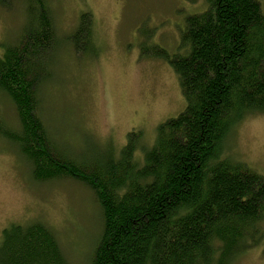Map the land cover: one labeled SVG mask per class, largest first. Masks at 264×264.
<instances>
[{
  "label": "trees",
  "instance_id": "obj_1",
  "mask_svg": "<svg viewBox=\"0 0 264 264\" xmlns=\"http://www.w3.org/2000/svg\"><path fill=\"white\" fill-rule=\"evenodd\" d=\"M12 0H0L8 9ZM25 24L14 43H0V94L16 111L10 130L0 111V136L31 166L37 180L73 179L98 207L99 234L89 264H230L264 235V176L221 157L223 143L248 115H264V12L259 0H206L188 15L167 60L185 103L157 125L144 147L127 133L116 155L88 160L57 151L40 118L41 94L53 78L57 47L50 0H23ZM68 41H92L86 11ZM140 153V156H138ZM0 264H68L44 223L2 230ZM264 255V251H263ZM264 264V263H263Z\"/></svg>",
  "mask_w": 264,
  "mask_h": 264
},
{
  "label": "rangeland",
  "instance_id": "obj_2",
  "mask_svg": "<svg viewBox=\"0 0 264 264\" xmlns=\"http://www.w3.org/2000/svg\"><path fill=\"white\" fill-rule=\"evenodd\" d=\"M260 1L264 12V0ZM57 47L51 82L41 94L40 118L57 151L92 160L114 157L126 135L141 131L154 141L157 125L177 117L185 103L169 62L152 56L157 45L175 52L186 16L204 11L206 0H50ZM23 0L0 7V43H14L25 24ZM88 12L92 41L74 51L68 36ZM10 130L19 122L0 94ZM221 157L239 160L264 176V115H248L230 131ZM140 156V153H138ZM31 166L0 136V240L11 224L44 223L54 232L68 264H89L99 234L98 207L90 190L73 179L35 180ZM264 235L230 264H263Z\"/></svg>",
  "mask_w": 264,
  "mask_h": 264
}]
</instances>
